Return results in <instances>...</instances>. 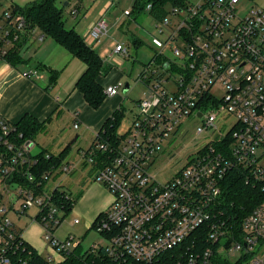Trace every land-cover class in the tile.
Returning a JSON list of instances; mask_svg holds the SVG:
<instances>
[{
  "label": "built area",
  "instance_id": "1",
  "mask_svg": "<svg viewBox=\"0 0 264 264\" xmlns=\"http://www.w3.org/2000/svg\"><path fill=\"white\" fill-rule=\"evenodd\" d=\"M8 1L0 0L2 59L10 48L22 49L25 42L45 39L13 0ZM241 2L195 0L174 6V20L166 17L156 25L162 33L169 30L165 47L172 48L174 58L157 53L162 59L157 66L163 72L157 69L148 76L146 71L140 79L150 78L151 82L146 97L137 102L140 114L129 133L121 135L114 145L96 139L94 148L83 154L84 162L94 170V182L113 196L96 226L108 244L91 249L103 252L107 264L153 263L203 227L207 229V241L217 249L190 251L187 264H264V203L242 220L241 232L234 223L216 217V209L224 200L223 181L230 170L242 169L252 182L264 187V10L253 6L248 14L240 16ZM151 8L148 6L147 11ZM78 14V8L71 11L74 17ZM125 14L130 17L131 11ZM108 31V20L99 18L87 36L97 41ZM114 53L128 51L120 44ZM22 76L38 79L42 74L40 69L31 68ZM170 82L174 91L166 87ZM125 88L117 84L104 92L114 97ZM215 88H221L223 95L215 94ZM225 114L233 116L234 122ZM191 118L201 120L197 135L215 137L200 147L171 181L162 183L153 173L154 164L164 143ZM0 129V143L13 149L5 139L13 125L2 116ZM31 144L26 142L16 150L9 165L2 166L0 161L1 176L16 172ZM75 169V164L64 163L59 171L69 175ZM25 176L30 183L35 181L30 172ZM51 177L45 175L44 179L49 181ZM17 190L19 198L24 199L22 213L34 206L39 209L38 222L52 252L48 260L63 262L76 245L72 236L60 240L54 235L66 218L61 206L54 204L53 192L38 195L19 186ZM62 197L70 200L67 192ZM6 213L0 203V215L5 216L0 224V264H16L23 260L19 256L25 253V241L22 234L16 235ZM78 222L75 219L74 223ZM222 239H226L225 245Z\"/></svg>",
  "mask_w": 264,
  "mask_h": 264
},
{
  "label": "crops",
  "instance_id": "2",
  "mask_svg": "<svg viewBox=\"0 0 264 264\" xmlns=\"http://www.w3.org/2000/svg\"><path fill=\"white\" fill-rule=\"evenodd\" d=\"M71 1L73 0L66 2L67 5L66 3L65 5H70ZM74 2L73 9L79 8V12L85 5L88 7L87 17L83 21L77 24L73 20L76 22L74 29L95 49L106 64L113 67L108 76L99 77V83L104 89L108 86L122 84L119 80H122V74L111 63L117 59L116 56L121 55L115 54L114 50L122 43L118 42L110 53L109 58L113 59L111 62L105 55L108 49L103 51L102 48H105L106 38L112 35L119 37L126 34V29L131 28V18L125 12L131 11L134 2H131V8L129 7L131 3L125 0L124 4L121 0H74ZM73 18L76 17L73 16ZM99 18L108 20L109 31L106 36L94 41L87 36V32ZM21 56L28 62L17 67L0 58V116L11 124H17L26 115H31L40 122H47L46 129L36 137L33 146L30 147V155L33 157L46 152V154L59 156L63 153L64 163L75 164L76 169L71 173L72 177L65 176L56 170L52 175L54 182L51 186L48 185L49 181L47 182L44 193H52L59 185L61 191L70 193L73 198H75L73 194L76 195L78 200L72 216L79 217V219L81 217L84 226H93L96 219L108 210L113 202V196L101 184L94 182V170L84 162L83 154L93 146L106 120L122 106L121 93L108 97L104 106L102 105L99 109L91 108L83 94L76 89L78 79L86 70L85 64L50 38H45L42 42H25L22 45ZM38 66L46 68L45 71L40 70L41 78L26 79L22 76L24 71ZM49 70L59 72L56 83L51 86ZM130 89L131 87L128 90ZM73 153L76 154L70 161H66ZM68 181L71 184H68ZM64 184H67L66 189H61ZM2 185L5 189H9L7 185ZM0 194L2 195L1 192ZM17 197L19 198L18 192ZM10 205L15 206V204ZM37 215L31 225L25 231L23 230L22 235L27 244L39 254L45 255V246L38 245V238L41 239L44 231L36 220ZM59 228L55 230V235ZM65 235L63 233L59 237L64 238ZM56 260L62 261L60 258Z\"/></svg>",
  "mask_w": 264,
  "mask_h": 264
},
{
  "label": "trees",
  "instance_id": "3",
  "mask_svg": "<svg viewBox=\"0 0 264 264\" xmlns=\"http://www.w3.org/2000/svg\"><path fill=\"white\" fill-rule=\"evenodd\" d=\"M57 1L58 0H35L24 8H20L18 5L17 7L26 20H28L34 27H37L45 38L54 40L57 44L65 48L74 58L85 64L86 70L78 79L76 89L83 94L88 105L97 110L108 98L104 92V87L99 83L98 79L101 76H108L113 67L106 64L104 59L75 29H67L66 23L63 19L64 9L57 5ZM185 1L186 0H135L132 5L131 16H133V20L136 21L137 17L144 14L147 11V7L151 6V10L147 12L154 18H157V20L162 21L167 15V12L165 11L167 5H172L174 7L184 4ZM133 44L138 47L141 45V42L137 38H134ZM3 60L9 62L14 67L28 62L21 56L20 47L10 48ZM161 62V56L155 54L150 65L152 63L160 65ZM37 68L42 71L46 70L45 67L43 68L41 66H38ZM49 74L51 86L56 83L59 77V72L49 70ZM150 82V78L143 81L147 87ZM129 88L128 85V89ZM123 117L124 108L121 106L106 120L96 137L97 141L102 139L107 143L114 145L116 140L118 141L121 136L118 133V127ZM46 123L47 122L38 121L31 115H26L17 124H12L13 130L7 137H5V139L13 145V149H9L4 143H0V161L2 166L9 165L12 159L16 156V150L22 149L26 142H34L36 137L46 129ZM0 136H2L1 129ZM94 146L95 144H93L90 149L94 148ZM215 146L218 147L219 143H215ZM63 164V153L59 156L50 155L47 157L46 152H41L32 157L30 152H27L25 161L22 160L20 162L21 166H17L16 172L10 177L1 176V182L2 184H7L9 188L18 185L19 188H29L38 195L43 194L44 188L48 182L44 179V176L50 175L51 177ZM27 172H30L33 175L34 182L30 183L28 181L25 176ZM222 189L224 200L216 209V217L234 223V226L237 227V232H241L240 226L242 220L251 214L258 205L264 203V187L261 184L252 182V180L246 176L244 170L234 168L226 175ZM64 193L66 192L56 189L53 192L52 200L54 204L61 206L66 218L72 212L78 199L73 198L72 195L68 193L70 200H64L62 197ZM0 203L3 204L1 194ZM9 208L7 207V212ZM104 214H101L96 219L92 226L93 228H96L98 221ZM4 217V215H0V224ZM36 220L38 221V217ZM14 231L17 236L23 233L22 230L17 229L15 226ZM206 237L207 229L203 227L192 233L184 244L164 253L159 259L150 264H187V254L190 251L200 252L208 247L217 249V246L208 242ZM24 248L25 253H22L19 256L23 258L24 261L22 260V262H17L16 264H55L49 261L45 255L39 254L26 242ZM58 264H107V261L104 259L103 252L99 251L95 253L92 252L91 249L83 251L81 243H78L74 247L72 253L68 255L63 262ZM221 264L229 263L222 261Z\"/></svg>",
  "mask_w": 264,
  "mask_h": 264
},
{
  "label": "rangeland",
  "instance_id": "4",
  "mask_svg": "<svg viewBox=\"0 0 264 264\" xmlns=\"http://www.w3.org/2000/svg\"><path fill=\"white\" fill-rule=\"evenodd\" d=\"M11 1L12 0H9L8 3H11ZM33 1L35 0H13L14 4L18 5V7L20 8L26 7L29 3ZM125 1L131 3L135 0ZM186 1L193 2L195 0ZM66 2H70V0H58L57 5L63 7L64 9L63 19L66 23L67 29H74L76 27V22L77 24H79L87 17L88 7L87 5H85V7L79 12L76 18H73V16L71 15V10L73 9V4L75 2L74 0L71 1V4L68 6L65 5ZM121 3L124 4V0H121ZM131 5L132 3L129 5L130 8ZM253 6H258L259 8L264 10V0H242L238 8L239 15L245 16L246 14H248V12ZM172 9V5H167L165 7L167 15L164 18L167 17L174 20V17L171 14ZM130 18L131 28L129 27L128 29H126V34H123L119 37H116V35L111 34L112 36H109L105 39V48H102L103 51H106L108 49L105 55L110 62L111 60H113L109 58L110 53L118 42H121L124 48L128 51V54L118 55L116 56L117 59L111 62L112 65L116 67L123 76L122 80L119 79L120 81H122V85L124 87L129 85L131 87V89L128 90L126 93H124L123 89L120 92L122 97V106L124 108V117L118 127V133L122 136L129 133L133 121L135 120L136 116L140 114V108L138 107L137 102L139 100L144 99L148 91V87L140 79L143 77L146 71L148 72L147 75L150 76L152 71L161 69L159 66H157L156 63H153L151 68H148L153 56L158 53L163 54L169 59L174 58L172 48L165 47V43L169 37V30H165L164 33H162L156 27V25H159L160 20H157V18L151 16L147 11L137 17L136 21L133 20V16H130ZM73 20L76 22H74ZM134 37L141 42L140 46L137 47L133 44ZM160 72H163V69H161ZM115 81L117 82V80ZM166 87L170 91L175 90V87L172 82L167 83ZM214 91L216 92L215 94H217L218 96H222L224 92L221 88H215ZM225 116L230 117V121L234 122L233 116H231L230 114H225ZM200 122L201 120L198 118H191L186 120L179 127L178 132L172 135L164 143L161 155L156 160L153 167V173L160 182L165 183L171 181L175 177L176 173L182 167H184L188 159L191 158L200 147H203L205 144H207V142L211 138L215 137H209L206 134L197 135L196 128L198 127ZM75 154L76 153H73V155H71V157H68L66 161H70L72 156H74ZM65 176L72 177L73 175L71 174ZM53 182L54 178L51 177L48 182V185L51 186ZM68 184H71V182L68 181ZM65 186H67V184H64L61 189H66ZM17 191V189H5L2 185V182L0 181L2 203L5 205L4 206L2 204L3 207L7 209V207H12L10 204H15L13 208H9L6 216L11 220V222L17 229L25 231L28 226L31 225V223L33 222L39 209L38 207L34 206L27 209L25 213H22L20 209L22 207L24 199L17 197ZM73 196L77 198L76 195L73 194ZM17 199L18 201H16ZM72 212L66 217L64 222L61 224L57 234H54L57 238L63 233L66 234L64 238L59 237L58 239L65 240L67 237L72 236L74 237L75 244L81 243L83 251L92 249L94 246L108 244V240L104 235H102L96 228H93L92 225L89 227L84 226V224L81 222V217L80 219L79 217L74 218V216H72ZM75 219H77L79 222L74 223ZM70 221L73 224L70 223ZM225 243L226 239H222L221 244L225 245ZM42 244L46 248V253H44L45 256H49L52 252L45 236V231L41 239L38 238V245L42 246ZM237 256L238 254L236 255V257Z\"/></svg>",
  "mask_w": 264,
  "mask_h": 264
},
{
  "label": "water",
  "instance_id": "5",
  "mask_svg": "<svg viewBox=\"0 0 264 264\" xmlns=\"http://www.w3.org/2000/svg\"><path fill=\"white\" fill-rule=\"evenodd\" d=\"M67 5V3H66ZM127 88L124 89V93H126L128 91V85L126 86ZM32 146V144H31ZM18 188V185H14V187H11L12 190H16Z\"/></svg>",
  "mask_w": 264,
  "mask_h": 264
}]
</instances>
